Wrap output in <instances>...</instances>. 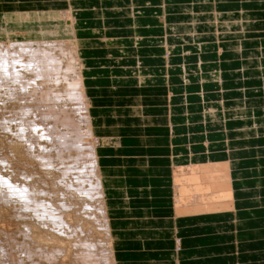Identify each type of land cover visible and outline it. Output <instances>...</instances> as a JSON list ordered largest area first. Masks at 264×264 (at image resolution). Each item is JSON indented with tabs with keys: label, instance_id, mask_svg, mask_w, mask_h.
<instances>
[{
	"label": "crops",
	"instance_id": "crops-1",
	"mask_svg": "<svg viewBox=\"0 0 264 264\" xmlns=\"http://www.w3.org/2000/svg\"><path fill=\"white\" fill-rule=\"evenodd\" d=\"M35 1L0 0V26L72 5L91 42L92 130L117 264H264V0ZM167 22L191 25L192 43L166 45ZM105 52L137 58L144 79L113 85L109 67H94ZM211 153L228 161L226 192L215 190L226 206H183L175 184L191 190L202 174L175 179V158L208 164Z\"/></svg>",
	"mask_w": 264,
	"mask_h": 264
},
{
	"label": "bare ground",
	"instance_id": "bare-ground-1",
	"mask_svg": "<svg viewBox=\"0 0 264 264\" xmlns=\"http://www.w3.org/2000/svg\"><path fill=\"white\" fill-rule=\"evenodd\" d=\"M169 5L165 15L175 9ZM75 10L71 5L53 15L40 13L18 23L22 28L17 31L15 24L0 26V253L6 264H117L99 139L94 137L95 146L90 140L94 133L89 101L94 90L89 88L94 87L89 85L88 76L92 78L98 70L88 66L92 51L87 46L91 42L78 35ZM166 30L168 46L190 43L187 36L194 37L191 25L182 22H167ZM107 53H102L104 58L94 67H109L113 85L139 82L138 65L142 63L137 58L108 59ZM161 56L163 59L164 54ZM167 58L165 62H171ZM130 60H135V66ZM170 69L171 73L178 71L174 66ZM209 158L208 164L197 162L202 159L198 156L175 158V179L202 174L199 180L194 178L200 185L195 183L191 190L179 185L182 180L175 184L183 194L177 202L183 206H194L193 200L198 205L205 202L208 211L226 206L227 197L218 199L215 190L226 192L221 182L230 181L228 161L220 164L213 153ZM5 171H10L11 177ZM205 197L209 202L199 200ZM4 222L13 228H5Z\"/></svg>",
	"mask_w": 264,
	"mask_h": 264
},
{
	"label": "rangeland",
	"instance_id": "rangeland-1",
	"mask_svg": "<svg viewBox=\"0 0 264 264\" xmlns=\"http://www.w3.org/2000/svg\"><path fill=\"white\" fill-rule=\"evenodd\" d=\"M122 57H124V56H122ZM122 57H118V58H122ZM130 63H131L132 66H135V60H130ZM123 66L126 67V65H122V67H123ZM19 121H21V120H19ZM13 123H15V121H14ZM89 125H90V124H89V120L87 119V126L89 127ZM94 137H95L94 134H93V135L90 134V140H92V141H91V144H92L93 146H95V143H94V142H95V141H94ZM3 164H5V163H3ZM6 165H7V164H6ZM6 165H5V167H6ZM8 166H9V168L12 170L13 166H12V165L10 166L9 164H8ZM8 166H7L6 168H7V170H10V169L8 168ZM11 167H12V168H11ZM5 170H6V169H5ZM7 170H6V171H7ZM13 170H14V168H13ZM6 171H5V172H6ZM14 171H15V170H14ZM14 171H12V173H13ZM9 172H10V171H9ZM9 172H8V173L6 172L5 175L8 174V175H10V177H11V172H10V174H9ZM0 185H1V184H0ZM1 187H2V185H1ZM1 187H0V188H1ZM6 188H7V187H6ZM1 189H2V188H1ZM8 191H9V190L7 189L6 192L8 193ZM9 192H10V191H9ZM9 194H10V193H9ZM206 205H207V204H206L205 202H202V204L199 203L198 207H199V206L202 207V206H206ZM204 210H206V209L204 208ZM2 223H3V222H2ZM2 223H1V224H2ZM4 224H5V225H4L5 228H6V227L9 228V225L6 226L7 224H6L5 222H4ZM11 228H13V227L11 226ZM11 228H9V229H11ZM70 235H72V233H70ZM102 238H103V237H102V235H101L100 240H101ZM101 244H102V242H101ZM2 256H3V253L1 252V253H0V257H1L0 260H1L2 262L0 261V263H2V264H6V262H5V260H4V257H2ZM2 259H3V260H2Z\"/></svg>",
	"mask_w": 264,
	"mask_h": 264
}]
</instances>
